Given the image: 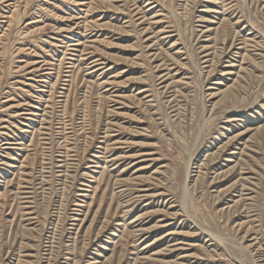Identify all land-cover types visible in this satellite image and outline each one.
<instances>
[{"label": "rangeland", "instance_id": "374dc122", "mask_svg": "<svg viewBox=\"0 0 264 264\" xmlns=\"http://www.w3.org/2000/svg\"><path fill=\"white\" fill-rule=\"evenodd\" d=\"M0 264H264V0H0Z\"/></svg>", "mask_w": 264, "mask_h": 264}]
</instances>
